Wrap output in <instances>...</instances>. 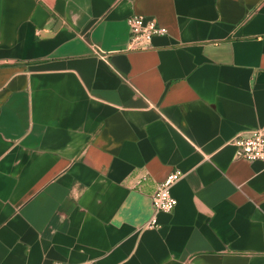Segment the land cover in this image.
I'll use <instances>...</instances> for the list:
<instances>
[{"label": "crops", "instance_id": "crops-1", "mask_svg": "<svg viewBox=\"0 0 264 264\" xmlns=\"http://www.w3.org/2000/svg\"><path fill=\"white\" fill-rule=\"evenodd\" d=\"M261 127L264 0H0V264H264Z\"/></svg>", "mask_w": 264, "mask_h": 264}, {"label": "built area", "instance_id": "built-area-1", "mask_svg": "<svg viewBox=\"0 0 264 264\" xmlns=\"http://www.w3.org/2000/svg\"><path fill=\"white\" fill-rule=\"evenodd\" d=\"M129 30V50L141 51L149 48L154 36L167 34L165 28L158 25L153 19L142 16H130L126 20ZM235 149L236 158L247 162H261L264 164V127L240 132L229 142ZM183 178V173L179 170L171 172L164 181L158 183L151 196L153 211L156 213H171L177 202L171 195L172 187ZM146 177L142 176L137 185L141 184ZM154 223V220H152ZM50 264H69L66 262L55 261ZM83 264H93L86 262Z\"/></svg>", "mask_w": 264, "mask_h": 264}]
</instances>
